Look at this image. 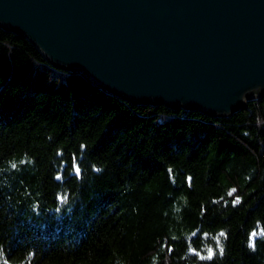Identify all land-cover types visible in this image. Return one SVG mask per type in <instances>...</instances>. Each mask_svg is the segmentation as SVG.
Segmentation results:
<instances>
[{"label": "trees", "instance_id": "trees-1", "mask_svg": "<svg viewBox=\"0 0 264 264\" xmlns=\"http://www.w3.org/2000/svg\"><path fill=\"white\" fill-rule=\"evenodd\" d=\"M0 264H264V95L132 104L0 27Z\"/></svg>", "mask_w": 264, "mask_h": 264}, {"label": "water", "instance_id": "water-1", "mask_svg": "<svg viewBox=\"0 0 264 264\" xmlns=\"http://www.w3.org/2000/svg\"><path fill=\"white\" fill-rule=\"evenodd\" d=\"M0 27L132 104L226 117L264 95V0H0Z\"/></svg>", "mask_w": 264, "mask_h": 264}, {"label": "snow or ice", "instance_id": "snow-or-ice-1", "mask_svg": "<svg viewBox=\"0 0 264 264\" xmlns=\"http://www.w3.org/2000/svg\"><path fill=\"white\" fill-rule=\"evenodd\" d=\"M238 202V201H237ZM221 235H223V233H221ZM250 247H254V244H252V243H250V245H249ZM211 251L209 252V257H211Z\"/></svg>", "mask_w": 264, "mask_h": 264}]
</instances>
